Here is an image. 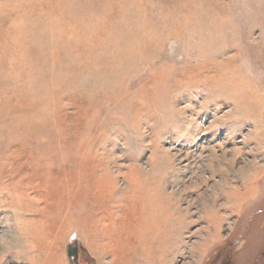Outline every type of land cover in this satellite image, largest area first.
Wrapping results in <instances>:
<instances>
[{
  "label": "rangeland",
  "instance_id": "374dc122",
  "mask_svg": "<svg viewBox=\"0 0 264 264\" xmlns=\"http://www.w3.org/2000/svg\"><path fill=\"white\" fill-rule=\"evenodd\" d=\"M70 246L264 264V0H0V264Z\"/></svg>",
  "mask_w": 264,
  "mask_h": 264
},
{
  "label": "water",
  "instance_id": "95a60500",
  "mask_svg": "<svg viewBox=\"0 0 264 264\" xmlns=\"http://www.w3.org/2000/svg\"><path fill=\"white\" fill-rule=\"evenodd\" d=\"M69 257H74L75 258V262L78 264V256H79V250H78V246H75L74 249H72V247H69Z\"/></svg>",
  "mask_w": 264,
  "mask_h": 264
},
{
  "label": "bare ground",
  "instance_id": "6f19581e",
  "mask_svg": "<svg viewBox=\"0 0 264 264\" xmlns=\"http://www.w3.org/2000/svg\"><path fill=\"white\" fill-rule=\"evenodd\" d=\"M181 9V8H180ZM186 9V8H185ZM222 13H221V17H223V12H224V9L222 8ZM196 15H187V16H184L186 19H189V18H193L195 17ZM173 18H177V17H173ZM144 222H138L136 224H138L139 226H142Z\"/></svg>",
  "mask_w": 264,
  "mask_h": 264
},
{
  "label": "crops",
  "instance_id": "0c3cea01",
  "mask_svg": "<svg viewBox=\"0 0 264 264\" xmlns=\"http://www.w3.org/2000/svg\"><path fill=\"white\" fill-rule=\"evenodd\" d=\"M236 194H237V192H236ZM238 205H239V202H236L237 210L240 211V208H238Z\"/></svg>",
  "mask_w": 264,
  "mask_h": 264
}]
</instances>
